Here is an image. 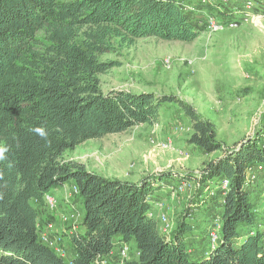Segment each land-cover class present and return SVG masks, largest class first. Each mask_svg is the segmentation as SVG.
Instances as JSON below:
<instances>
[{"label":"trees","instance_id":"obj_1","mask_svg":"<svg viewBox=\"0 0 264 264\" xmlns=\"http://www.w3.org/2000/svg\"><path fill=\"white\" fill-rule=\"evenodd\" d=\"M183 2L0 0V148L7 149L0 160V264H97L130 242L138 259L128 264H264L262 217L247 184L250 168H264V131L227 147L214 122L175 96L101 89L100 75L114 63L100 57L111 52L113 38L132 43L199 37L193 12ZM173 103L191 121L190 144L207 155L222 153L204 165L203 186L230 182L220 239L211 251L209 230L188 243L194 226L187 217L170 238L149 217L162 188L193 175L162 172L134 183L105 178L63 158L86 141L155 125L162 107ZM42 126L48 142L30 131ZM68 183L78 189L84 217L82 231L65 233L73 253L66 260L41 241L37 204Z\"/></svg>","mask_w":264,"mask_h":264},{"label":"rangeland","instance_id":"obj_2","mask_svg":"<svg viewBox=\"0 0 264 264\" xmlns=\"http://www.w3.org/2000/svg\"><path fill=\"white\" fill-rule=\"evenodd\" d=\"M183 6L202 8L199 0H184ZM216 15L221 16L219 13ZM192 19L200 30L199 37L192 42L145 38L130 43L113 38L111 52L100 57L102 62L114 63L106 74L100 75L101 89L105 93L125 90L135 94L148 92L158 96H175L214 122L218 140L227 147H233L264 131V18L252 17L241 21L238 27H225L218 32L209 30L205 15L193 12ZM192 133L191 121L181 107L175 103L165 104L157 124L136 126L121 134L86 141L67 151L63 158L84 164L90 172L105 178L129 179L134 183L162 172L194 175L222 153L205 154L190 144ZM190 181L192 186L181 193H170L171 188L182 182L175 181L155 196V202L161 204L155 209V214H165L173 231L185 217L194 226V232L187 236L188 243L198 240L204 230H212L209 227L213 228V220L220 216L221 210L218 211L217 207L223 205L226 195L219 194L221 190L213 184H206L208 188L205 192V185H198L193 179ZM263 184L264 174L252 186L257 191V196L253 193L252 202L262 217V231ZM64 187L58 195L50 193L58 202L54 212L45 201L37 207L41 213L39 225H44L42 229L40 226L39 237L42 239L47 235L50 241H54L53 250L64 253L68 260L72 251L64 231H82L79 207L82 200L74 194L73 183ZM67 199L75 204L71 205ZM210 205H214V210L209 209ZM213 211L217 214L215 218L211 215ZM69 213L80 217L65 222L62 217ZM57 216L61 220L59 226L55 225ZM51 218L54 220L50 221ZM210 219V225L203 228L202 223ZM118 247L106 264H128L138 259L137 251L130 245L128 259L119 260L118 250L123 245ZM207 250H214L211 243Z\"/></svg>","mask_w":264,"mask_h":264},{"label":"built area","instance_id":"obj_3","mask_svg":"<svg viewBox=\"0 0 264 264\" xmlns=\"http://www.w3.org/2000/svg\"><path fill=\"white\" fill-rule=\"evenodd\" d=\"M202 8L197 7H185V9L191 12L202 13L207 17V22L209 26V30L212 32H218L223 30L225 27L235 28L238 27L241 21L250 20L252 17H261L264 18V0H199ZM219 13L221 16H217L216 14ZM223 13L227 14L228 18L223 19ZM167 67L169 64L167 63ZM264 172V168L259 166L257 168H250L247 174V184L254 185L258 180L260 173ZM193 181L200 185L201 178H202V171L193 175ZM192 183L190 180L182 181L179 185L174 188H171L172 194L181 193L187 188L191 187ZM218 189L222 191L223 194H227L230 189V182L227 179H222L217 184ZM264 188V184H263ZM73 192L75 195H78V189L73 187ZM44 201L51 212H54L57 209V200L51 196V194H47L44 198ZM152 209L149 212V217L155 219L159 224V229L163 235L170 238L173 232L172 225L170 221L167 219L165 214H155V209L161 206V204L155 202L152 204ZM264 209V203H263ZM80 215L75 213L66 214L63 218L65 222H72L78 219ZM213 228L210 231L211 237V244L212 248H215L216 243L220 239V232L222 227V218L221 215L217 216L213 220ZM50 227V226H49ZM52 227V225H51ZM50 227V228H51ZM40 235V234H39ZM41 239V238H40ZM41 241L52 249H54L53 242L50 241L49 237L46 235L42 237ZM130 245L124 244L123 247L118 250V258L119 260H127L130 254ZM60 256L65 258L64 253H59L58 250L56 251ZM106 259L97 263V264H106Z\"/></svg>","mask_w":264,"mask_h":264},{"label":"crops","instance_id":"obj_4","mask_svg":"<svg viewBox=\"0 0 264 264\" xmlns=\"http://www.w3.org/2000/svg\"><path fill=\"white\" fill-rule=\"evenodd\" d=\"M121 180V179H120ZM121 181H130V182H135V181H131V180H121ZM215 188H216V186H214ZM254 187V186H253ZM252 187V188H253ZM63 188H65V187H63ZM208 188V186H204V190H205V192H206V189ZM254 189V188H253ZM252 189V190H253ZM63 190H62V188L61 189H58V190H55L54 192V194L55 195H58V194H60L61 192H62ZM253 191H255V190H253ZM257 191H255V192H253L254 193V195H256L257 196V193H256ZM252 196H253V194H252ZM201 197H202V195H201ZM204 197V196H203ZM64 198H66V197H64ZM63 198V199H64ZM68 200V199H67ZM69 201V200H68ZM156 201V200H155ZM155 201H153L152 202V204H154L155 203ZM70 203H71V205H74L75 204V202L74 201H69ZM82 203V202H81ZM77 206H79V205H77ZM213 206L214 205H210V210H214L213 209ZM80 208H81V212H82V220H83V217H84V209H83V204L81 205V206H79ZM208 209V210H209ZM255 209L257 210V212L259 213V209L257 208V207H255ZM217 210L218 211H220L221 210V206L220 207H217ZM216 214V212L215 211H213L212 212V214L211 215H215ZM214 218V217H213ZM59 220H60V218L57 216V224H55V225H58L59 226V224H61V222H59ZM61 221V220H60ZM39 222H40V220H39ZM82 222V221H81ZM210 222H211V219L210 220H206V221H204V223H202V226H203V228H206L205 226H209L210 225ZM81 224V223H80ZM39 226H42V225H39ZM67 226H69V225H67ZM212 226V225H211ZM42 228H44V225L41 227V229ZM74 229H75V227H74ZM209 229H212V227H209ZM57 230V232H58V228L56 229ZM75 230H77V229H75ZM65 233H71V232H66V231H64ZM56 233V232H55ZM195 234H196V232H195ZM195 237H197V235H194ZM200 238V235H199V237H198V239ZM119 240V237H116L115 238V240L116 241H118ZM66 241L69 243V245H70V242H69V240L66 238ZM125 243H121V245H119V247H118V249L122 246V245H124ZM128 245H131V247H133L136 251H137V249H136V244L134 243V242H130ZM70 249H71V246H70ZM117 249V248H116ZM116 249L113 251V253L109 256V257H107L106 258V260H108L109 258H113V254H114V252L116 251ZM71 251H72V249H71ZM71 255V257H72V255H73V253L72 254H70ZM137 255H138V251H137Z\"/></svg>","mask_w":264,"mask_h":264},{"label":"clouds","instance_id":"obj_5","mask_svg":"<svg viewBox=\"0 0 264 264\" xmlns=\"http://www.w3.org/2000/svg\"><path fill=\"white\" fill-rule=\"evenodd\" d=\"M30 131L38 134L42 139H44L46 142H48V132L45 127H36L33 129H30ZM7 149L6 148H0V160L6 159L5 153Z\"/></svg>","mask_w":264,"mask_h":264}]
</instances>
